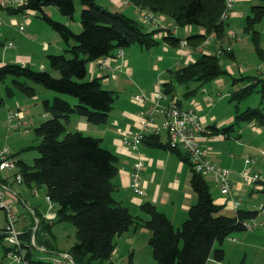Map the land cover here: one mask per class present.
Wrapping results in <instances>:
<instances>
[{
	"label": "trees",
	"instance_id": "16d2710c",
	"mask_svg": "<svg viewBox=\"0 0 264 264\" xmlns=\"http://www.w3.org/2000/svg\"><path fill=\"white\" fill-rule=\"evenodd\" d=\"M76 1L26 0L18 6H0L8 13L41 12L44 21L70 45L66 53L48 55L51 68L59 71L60 77H55L49 70L7 62L0 65V83L11 78L12 83L6 85L10 96L16 89L35 95L34 88L22 80L27 79L79 99L76 105L61 96L54 97L53 101H44V111L51 116L35 128L41 138L36 146L39 156L33 163L18 160V165L28 187L46 186L47 194L58 204L57 221L70 222L76 227L77 241L69 249L76 264H113L111 256L118 246L116 238L140 222L113 195V181L118 174L117 155L103 147L98 137L79 130L67 131L65 123L73 113L85 116L92 124L105 123L118 96L115 91L105 88L100 78L87 79L90 61L113 55L120 48L132 44L151 47L164 42L178 47L181 38L167 31L147 30V23L137 16L105 7L99 0H79L84 6L79 33L44 11L46 6H55L63 15L72 18ZM130 1L134 6L151 9L181 27H197V32L187 37L194 46L213 30L219 38L226 31V25L219 22L224 0ZM263 21L264 0H260L251 6L243 32L251 35L256 52L262 59L264 49L260 47L257 25ZM158 32L160 36L156 35ZM232 54L229 52L225 56ZM225 56L213 52L198 53L195 61L171 70L172 79L162 84L163 92L172 97L176 83L197 81L202 87L216 78L227 76L229 72L222 64ZM254 86L251 83L234 92L236 109L243 99L254 92ZM252 120L264 125L262 107L237 111L234 123L215 131L227 135L235 126ZM145 140L153 146L170 148L189 162L192 168L191 186L197 195L196 203L190 207L188 218L180 227H175L155 204L145 202L142 205V209L150 215L142 226L152 231L149 242L156 264H206L211 258L224 261L225 251L222 247H215L216 242H223L235 231L245 230L242 220L255 217L257 211L238 209L232 216L221 213L224 206L215 202L206 176L192 167L189 155L182 148L171 147L168 142L163 144L161 136L156 134L146 135ZM42 223L51 236L44 241L39 240V243L48 251H57L51 242V226L44 221ZM31 234V231L25 232L23 238L30 240ZM28 255L31 256L30 250ZM128 264H134L131 258Z\"/></svg>",
	"mask_w": 264,
	"mask_h": 264
},
{
	"label": "crops",
	"instance_id": "0c3cea01",
	"mask_svg": "<svg viewBox=\"0 0 264 264\" xmlns=\"http://www.w3.org/2000/svg\"><path fill=\"white\" fill-rule=\"evenodd\" d=\"M100 1L104 6L106 5L110 9H122V7H120L122 6L120 0ZM256 3L259 2H257V0H238L235 5L234 13L226 24L227 30H235L240 36V39L233 42V54L225 56L224 64L222 62L223 66L226 67L229 72L227 76L216 78L202 87H199V82L197 81H191L188 84L176 83L175 93L171 97L169 94L165 93L164 95L162 93V84L172 79L171 70L173 71L189 64V61L187 63H185L186 61L182 62L183 59H188L180 58V56H178V58L174 57V59L170 58V62L166 63L168 65L166 71H164L159 64L155 63L154 70H158L157 81L152 78L149 83L145 84L132 78L130 79L127 77L125 79L127 85H131L134 88L129 90L131 92H128V96L123 98L119 115L112 118L111 126L113 130L111 131L109 127L111 133H108V138L103 137L106 133L105 128L101 130V135L91 134L100 138L102 144L107 148H111L117 155L118 174L113 181V195L122 205L127 206L136 220L140 222V224L137 223L128 231L118 236V241H120V243H118L115 249L118 260L128 258L129 262L131 258L134 264H146L140 256L145 251L150 253L152 250L149 242L152 231L142 226L144 221L150 217V215L142 209V205L145 202L155 204L159 210L164 212L171 219L175 227H180L188 218L190 207L197 201V195L191 186L192 168L189 162L185 161L170 148L153 146L146 140H143L137 149H133L123 143V137L125 135L133 134L140 130V113H145L153 109L160 90L162 95L166 98H176L182 108H194L201 117L205 124V131H201L200 133V143L209 148V157L214 162L231 169V178L235 185H237L238 195L241 197L239 209L257 211L258 206L262 203L264 204V185L250 183L240 173L244 166V158L247 156L257 157L258 160L253 164L252 168L261 172L264 171V125L259 124L256 120H252L243 125L235 126L234 130L227 135L219 132L216 133L217 131H215L234 123L237 111H243L250 107H262L264 109V59L260 58L257 54L253 56L254 54L252 53L254 52L251 48L253 41L251 40V42H249V38L247 37L250 36V34L245 33L247 36L244 38L239 33L244 29L245 18L250 13L251 6ZM125 6L126 5L123 7ZM129 6V8H126H131L137 17L141 19L143 23H146L135 6ZM47 9H50L53 15L55 12L54 16L59 18L62 22L69 24L67 18L60 16L61 12H59L57 7L46 6V8H44L45 13ZM2 13H4V11ZM5 13L8 14V16L5 17L3 14L4 24L0 26V65L10 62L37 67L39 70H48V55L58 54L57 52L63 50L66 44L63 38L58 37L56 34L57 31L51 28L45 21L46 24H39L34 27V20L30 16L35 15L42 18V13L39 11L27 10L24 13ZM47 14L49 15L48 12ZM167 21L173 22L168 18ZM25 25L32 26L33 32L31 30L32 33L27 31ZM20 26H23L24 30H20ZM78 28H81V26H78ZM257 29L259 31L260 47L264 49V21L257 25ZM197 30V27L192 25L180 26L177 35L187 38L191 34L196 33ZM3 34L5 37H3ZM19 37L22 39V43L28 44L30 43L29 40L32 41L33 38L32 42H35V49L38 47L40 53L44 55L45 58L40 57L39 59H35V53L32 51L34 48L31 49V45H28L27 48H23L21 44H16L15 39ZM9 42L13 43L11 47L7 45ZM163 44L165 45L164 49L166 52H169L171 49L175 51L176 49L179 52L178 55H183L180 53L179 47H175L174 49L172 47L170 48V46L164 42ZM192 46L194 45L192 44ZM65 50L67 52V48ZM195 52L196 54L193 56L194 61L197 59L198 55V52ZM206 52L215 53L216 44L209 46ZM116 53L117 52L108 56L109 66L107 68H101L98 61H90L88 63L87 79L100 78L103 86H110V88L107 89L113 91H115V89H113L115 87L119 89L122 83L120 74L128 73L132 75L136 68V63L133 59L134 54L131 49L125 51L124 48L123 56L117 57ZM189 53L187 56L193 55ZM247 55L251 56L252 59L246 57ZM158 60L161 61L164 59L159 55ZM237 73L240 74L239 78L235 77ZM160 77H163V79L159 81ZM251 83L255 85L254 92L243 99L236 109L237 102L233 100L234 92ZM177 84L184 85L186 90L179 92ZM258 86L262 87L258 88ZM255 93L258 95L257 98L254 99L255 103L253 101L250 102L248 99ZM137 95L143 96V100H137L135 98ZM48 96L52 98V96L56 97V94H48ZM45 100L51 101L50 99ZM162 103L165 104L166 101L163 100ZM45 113L50 115L48 112ZM73 114L74 116L71 115L66 123L70 124L73 122L75 131H99L98 128H96V125L99 124L90 123L85 116L78 113ZM157 115V121L161 122V114L157 113ZM23 116L25 117L24 113ZM108 119L103 124L108 123ZM113 122L116 123L117 126H114ZM70 127L73 128L71 125ZM160 136L161 142L167 144L168 139L166 132H162ZM139 158L143 159L145 163L141 171V178L145 187V191L142 195L134 192L131 181V172L134 169V163ZM20 160L24 161L23 159ZM14 173L13 170L1 171L0 180L3 185L9 187L17 194V197L12 196V202L15 210L19 214L18 225L20 229L24 232L31 231L32 234L37 232V234L41 236V240L44 241L48 237L50 238L51 235L47 233L45 224L42 222L44 221L46 224L49 223L51 226V233L53 234L51 240L52 245L56 247L57 251L68 250L71 246L60 247L63 236L62 230L69 227L67 224L68 222L57 221L58 204L56 202L53 201L54 203L51 204L53 207L49 208V204L45 198L47 194L46 186H41L38 194H33L31 187H28L25 183H18L15 181L13 176ZM207 180L210 184L215 202L224 206L221 213L232 216L235 210L232 207L230 198L221 192L211 176H209V178L207 177ZM3 212H1L0 216V231L3 230L6 225V214ZM49 213L50 216L47 217ZM258 216L259 215L256 217L258 218ZM253 231L249 232L248 230L244 231V233L231 234L223 242H216L215 247H222L224 249L225 259L224 261H217L211 258L206 264H234L232 263V257L235 255H237L238 260H240L243 254H246V257L248 256V249L250 248H256L258 250L264 249V231ZM1 239L2 237H0V240ZM38 246L40 247L36 249L35 256L46 258L52 254V252L44 250L42 245L39 244ZM6 247L7 246L4 247L3 252L0 254V263L4 259L7 250ZM126 250H128V255L125 253Z\"/></svg>",
	"mask_w": 264,
	"mask_h": 264
},
{
	"label": "built area",
	"instance_id": "2783aa9c",
	"mask_svg": "<svg viewBox=\"0 0 264 264\" xmlns=\"http://www.w3.org/2000/svg\"><path fill=\"white\" fill-rule=\"evenodd\" d=\"M26 0H0V6H18ZM238 0H224L225 5L223 11L219 16V22L226 24L234 13L235 5ZM124 3H129V0H123ZM3 11L0 9V26L4 24ZM142 16L150 29L169 30L177 34L180 26L174 22L163 21L164 16L152 12L142 10ZM162 16V17H161ZM20 30H24L20 26ZM158 30V31H159ZM176 32V33H175ZM198 32H202L199 30ZM240 39L239 34L235 30H227L222 38L217 37L215 30L206 35L204 40L195 46H187L189 52L197 51L198 53L206 52L207 48L216 44V54L222 55L225 50H232L233 42ZM188 40L183 37L180 41V53L184 54V49ZM9 47L13 45L12 42L7 44ZM123 55V49L117 51V56ZM98 61L101 68L109 66L108 57H102ZM162 90V87H161ZM159 91L158 99L155 100L153 109L147 112H141L140 130L128 134L123 137V143L133 149H137L139 144L145 140L146 135L156 134L160 135L166 132L168 143L171 147H180L189 155L192 167L207 176H211L214 183L218 185L222 193L226 194L232 203L234 210H237L241 204V197L238 195V187L231 178V169L221 166L214 162L209 157V148L200 143V133L205 131V124L194 108H182L176 98H166L162 90ZM137 100H143V96L137 95ZM166 101L165 104L162 101ZM157 113L161 114L162 121H157ZM8 118L12 127L20 128L24 122L22 121V112L18 108L8 110ZM257 157L247 156L244 158V166L241 169V175L250 183L264 185V171H258L252 168L253 164L257 162ZM144 160L139 158L134 163V169L131 172L132 187L136 194L142 195L144 193V183L141 178V171L144 167ZM6 170H13L14 179L18 183H23L24 176L18 166V162L12 157L10 148L8 146H0V172ZM35 189V188H34ZM33 189V190H34ZM35 193V191H34ZM17 194L9 187L2 184L0 180V208L6 214V225L0 231V237L6 241L5 257L0 264H76L71 253L67 251H59L50 254L46 258L35 256V237L31 235L30 240L23 239L24 231L18 225L19 214L13 205V197ZM49 207L53 202L50 195L45 196ZM258 215H264V204H260L257 208ZM238 216V215H237ZM242 225L245 229L253 231L258 227L264 226V218L258 219L256 216L242 220ZM28 250L31 251V256L28 255ZM112 258L116 254L112 253ZM119 264V263H116Z\"/></svg>",
	"mask_w": 264,
	"mask_h": 264
},
{
	"label": "rangeland",
	"instance_id": "374dc122",
	"mask_svg": "<svg viewBox=\"0 0 264 264\" xmlns=\"http://www.w3.org/2000/svg\"><path fill=\"white\" fill-rule=\"evenodd\" d=\"M120 2H121V5H122L120 7H122V9L121 8H113V9H119V10L125 12L128 15L137 16L133 12V10L131 8L130 9L126 8V7L129 8L130 7L129 5H133L130 0H129V3H124L123 0H120ZM257 2H260V0H257ZM124 5H126V6L123 7ZM83 7L84 6L80 3V1L77 0L76 1V11H75L74 17L70 18V17H67V16L63 15L62 13H60L61 17L68 19V21H69L68 25L72 28V30L75 33H79L82 30V27L78 28V26H81L80 17H81V11H82ZM105 7H108V6L105 5ZM54 8H56V7L54 6ZM135 8L139 11L141 16H142V13H141L142 10L155 12V11H153L151 9H148V8H140L138 6H135ZM47 12L55 20L61 21L59 18L54 16L55 12H54V15L50 11V9H47ZM3 14H4L5 17L8 16V14H6L5 11H4ZM30 17L34 20V27L38 26L39 24H42V25L46 24L44 22V20L42 18H40V17H37L35 15H31ZM143 19H144V17H143ZM163 21H167V18L164 17ZM167 23L170 26L168 21H167ZM45 26L49 27L48 25H45ZM25 27H26L27 31L31 30L33 32L32 26L25 25ZM145 29L149 30V26L147 25ZM150 30L151 31H158L159 29H150ZM178 30H177V33H178ZM162 31H167L168 33H171L172 35L178 36L177 34H174V33H172L169 30H162ZM226 31H227V29H226ZM225 32H224V34H225ZM239 33L244 38H246L247 35L243 31H241ZM56 34H57L58 37L61 38V35L58 32ZM156 35L160 36V33L158 32ZM3 37H5L4 34H3ZM247 37L249 38L248 39L249 42H251V40H252L251 39V35L247 36ZM180 38L182 39L183 37H180ZM187 40H188V43L186 45V48L183 50L184 54L182 56L178 55L179 52L175 49V47H172L170 45H169L170 48L171 47L174 48L175 51L171 49L169 52H166L165 49H164L165 45L163 44V42H161V43H159L157 45H153L151 47L141 46L139 44H132V45H130L128 47H125V51H128L129 49H131L132 53L134 54L133 55V59L135 60V63H136V65H135L136 68L134 69V73L132 75H130L128 73L127 74H125V73L120 74L121 77H122V83H121V86H120L119 89L117 87L113 88V89H115L116 94L118 96L116 97V99H115L116 101L113 104V109H112V111L110 113V116H109V119H108V123L96 125V128H98V130H99L98 132L90 130V131L84 132V133L85 134H89V135H91V134L101 135L102 134L101 130L103 128H105V132L106 133H105V135H103V137L104 138H108V133H111L110 130L111 131L113 130V128L111 126L112 118L114 116L117 117L119 115L120 105L122 104L123 98L128 96V92H131L129 90L134 88L131 85H127V83L125 81V79L127 77L130 78V79L131 78L135 79L136 81H140L141 83H145L146 84V83H149L152 78L156 79V81H157L158 70L157 71L154 70V68H155L154 64L155 63L159 64L162 67V69L164 71H166L167 67H168V65L166 63L170 62V58L174 59V57L178 58V56H180V58L182 57V58L188 59V60H184L183 59L182 62H185V61H186L185 63H187L188 61H189V63L193 62L194 61L193 56H194V54H196V52L192 51V52L189 53V49L187 48V46L188 45L192 46V43H191V41L188 38H187ZM15 41H16V44H18V43L21 44V46L23 48H27L28 45H31V49L34 48L32 51L36 54V56L34 54L35 59H39L40 57L45 58V56L40 53L38 47L35 49V42H32L33 38H32V41L29 40L30 41L29 44L28 43H22V39L20 37L15 39ZM71 43L75 44V41L71 40ZM252 44L253 45L251 46V48H252V51L254 52L252 54H254L253 56H256V54L258 55V53L256 52V48H255V45H254L253 42H252ZM69 46L70 45H68V44L66 45L65 44L63 50H61L60 52L61 53H66L65 49L68 48ZM196 46H197V44L195 45V47ZM178 47L180 48V46H178ZM233 50H234V46H233L232 50H230V51L225 50L224 54H222V55L225 56L227 53L233 52ZM0 52H1V48H0ZM60 52H57V53L59 54ZM188 53L189 54H193V55L187 56ZM68 55L72 56L70 53ZM159 55H161L164 60H161V61L158 60V56ZM246 57L252 59L251 56H249V55H247ZM35 59H34V61H35ZM222 62L224 64L225 57L222 58ZM49 64H50V62H49V59L47 58V69L55 77H60V75H61L60 72L57 71V70L52 69L51 66H49ZM32 68L33 69H38L37 67H32ZM163 77H160L159 81L161 79H163ZM235 77L239 78L240 74L237 73L235 75ZM22 80H26L28 82V84L30 86H32L34 88V90H36V95H27V94L23 93L22 91H19V90L16 89L15 90L16 93L13 96H10V95H8V93L6 91V85L12 83L11 78H8L5 83H0V143L1 144H5V145H1L0 144V146H8L10 148V152L12 154V157L15 158L16 162H18V160H20V159H23L24 161H26L28 163H33L34 159L39 156V151H38L36 146L41 142V138L36 134L35 128L37 126H39L40 123H42L44 120H46L47 118L50 117L49 114H46L44 112L43 101L45 99H50L51 101H53V99L55 97V96H52V98H50L48 96V94H50V95L56 94V96L57 95L58 96H62L65 99H67L68 101H70L73 105H76L77 103H79V99L77 97H75V96H72V95H69V94H62V93L56 92L54 90H51L49 88H46L41 83H37V82L31 81V80H27V79H22ZM177 85H178V91L179 92H182V91L186 90V87L184 85H180V84H177ZM104 86H105V88H110V86H106V85H104ZM261 87L262 86H258V88H261ZM257 96L258 95L255 93L248 100L250 102L253 101L255 103L254 99L257 98ZM12 108H18L22 112V118H23L22 121L24 122V124L20 128L12 127L11 122L9 121L8 110H10ZM23 113H24L25 117L23 116ZM72 115L74 116V114H72ZM65 124H66L67 131H75V128L73 127L74 126L73 122H71L70 124L69 123H65ZM70 125L73 128H71ZM113 125L117 126L116 123H114V122H113ZM109 127H110V130H109ZM94 135H92V136H94ZM101 144H102V142H101ZM102 146L105 147L104 144H102ZM105 148H107V147H105ZM107 149L111 150V148H109V147ZM205 176H206V178L207 177L209 178V176H207V175H205ZM23 183H24V181H23ZM40 187L41 186H33V187H31L32 188V193L33 194H38ZM34 191H35V193H34ZM52 203H54V202H52ZM51 207H53V205H51ZM51 207H49V208H51ZM237 210H235V212ZM3 211L4 210H2L0 208V216H1V212H3ZM3 213H5V212H3ZM257 215H258V211H257ZM49 216H50V213L47 214V217H49ZM262 218H264V215L260 214L258 216V219H262ZM67 224L69 225V227H66L65 230H62L63 236H62V241H61L62 244L60 246L61 248L63 246H65V247L71 246L72 247V245H74L76 243V241H77V238H76L77 229H76V227L73 224H71L70 222H68ZM262 228H264V226L258 227V228L254 229V230L255 231L259 230L257 232H261V231H264V229H262ZM244 231H248V229H245ZM244 231L243 230H238V231L233 232L232 234L244 233ZM249 232H252V231L249 230ZM33 234H34L35 242H36V245H37L35 247V249H39L40 246H38V245L39 244L41 245V243H39V240H41V236L39 234L36 235V232L33 233ZM116 240L118 241V237L116 238ZM118 243H120V241H118ZM5 246H6V241L2 238L0 240V254L3 252ZM42 247H44V246H42ZM71 247L69 249H71ZM69 249L68 250H63V251L69 252ZM44 250L48 251L45 247H44ZM50 252L54 253V252H59V251H50ZM114 253H115V251H114ZM125 253H127V255H128V250H126ZM140 258L146 264H156V261H155L154 255H153V249L150 251V253L145 251L143 254H141ZM111 261L113 262V264H116V263L128 264V258H123V260L122 259L118 260L117 255H116L115 258L111 257ZM232 263H234V264H240V263L241 264H264V249H259L258 250L256 248H250V249H248V256L247 257H246V254H243L242 257L240 258V260H238L237 255H235L234 257H232Z\"/></svg>",
	"mask_w": 264,
	"mask_h": 264
}]
</instances>
